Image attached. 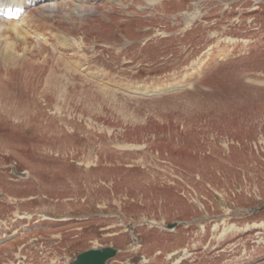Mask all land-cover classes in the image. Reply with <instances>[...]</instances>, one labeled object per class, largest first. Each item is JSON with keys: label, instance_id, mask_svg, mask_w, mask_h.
Segmentation results:
<instances>
[{"label": "rangeland", "instance_id": "obj_1", "mask_svg": "<svg viewBox=\"0 0 264 264\" xmlns=\"http://www.w3.org/2000/svg\"><path fill=\"white\" fill-rule=\"evenodd\" d=\"M2 10L0 264H264V0Z\"/></svg>", "mask_w": 264, "mask_h": 264}, {"label": "water", "instance_id": "obj_2", "mask_svg": "<svg viewBox=\"0 0 264 264\" xmlns=\"http://www.w3.org/2000/svg\"><path fill=\"white\" fill-rule=\"evenodd\" d=\"M173 226H175V224L168 225V227ZM118 252L119 249L115 247L92 248L78 253L70 264H108L109 260L116 257Z\"/></svg>", "mask_w": 264, "mask_h": 264}, {"label": "bare ground", "instance_id": "obj_3", "mask_svg": "<svg viewBox=\"0 0 264 264\" xmlns=\"http://www.w3.org/2000/svg\"><path fill=\"white\" fill-rule=\"evenodd\" d=\"M25 1H28V0H0V2L5 6V7H15V6H20L19 4L20 3H24ZM24 20V19H21V21ZM21 25V24H20ZM4 26V25H3ZM15 26V25H14ZM227 219V218H226ZM225 219V221H226ZM264 223H259V224H256L255 226H262ZM234 225H229L228 226V230L229 229H233ZM237 229V228H236ZM227 230H225L223 233H226Z\"/></svg>", "mask_w": 264, "mask_h": 264}]
</instances>
